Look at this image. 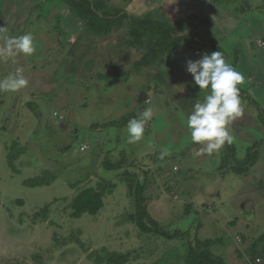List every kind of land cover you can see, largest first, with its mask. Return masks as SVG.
Segmentation results:
<instances>
[{"label":"rangeland","instance_id":"1","mask_svg":"<svg viewBox=\"0 0 264 264\" xmlns=\"http://www.w3.org/2000/svg\"><path fill=\"white\" fill-rule=\"evenodd\" d=\"M108 2L172 21L209 19L193 18L163 63L137 67L147 50L128 43L127 23L97 35L63 0H0V47L5 35L32 33L36 49L0 59V80L17 70L28 80L18 91H0V264H109L112 252L128 255L124 264H185L196 235L217 240L212 250L227 264H264L261 244L249 253L264 235V0ZM214 51L244 77L237 86L243 113L228 126L234 140L227 144L237 148L235 162L257 144L258 160L243 175L219 170L222 149L197 155L202 145L187 128L207 90L195 85L186 62ZM145 108L153 117L143 138L128 143L127 124L119 122ZM121 160L122 169L103 165ZM126 172L146 184L160 225L190 238L140 230L130 219ZM40 178L49 184L26 183ZM104 182L114 186L99 213L72 217L78 192ZM46 206V216L36 215Z\"/></svg>","mask_w":264,"mask_h":264},{"label":"trees","instance_id":"2","mask_svg":"<svg viewBox=\"0 0 264 264\" xmlns=\"http://www.w3.org/2000/svg\"><path fill=\"white\" fill-rule=\"evenodd\" d=\"M63 1L84 20L86 26L97 35L109 34L114 29L127 23L128 43L133 47H145L147 50L136 63L137 67L163 63L165 57L172 55L178 49L185 38V32L195 26L196 20L205 22L209 19H199V17L191 15L190 17L179 18L172 21L168 16L167 19H161L152 12H145L143 14L130 13L126 9L110 6L108 0ZM129 120H121L119 123L121 125H126ZM227 144L228 143H225V145ZM222 150L224 151V156L219 170L223 172L227 171L226 169L228 168L230 171L236 172L239 175L246 174L258 160L257 144L249 148L247 155L240 162H235V160H237V148L234 144L231 146L227 145L226 147L223 146ZM121 161L115 164L104 161L103 165L106 168L117 167L122 169L123 161ZM126 175H128L129 193L133 196L135 203V212L130 214V219L135 222L141 231L144 233L154 232L166 239H183L184 237H191L190 231L177 229L171 232L162 227L160 222L154 218L148 210L147 198L145 195L146 184L135 181L133 176L130 177L131 174L128 172H126ZM51 176L50 174L49 177ZM47 180L49 181V179ZM48 181L44 182L42 178H40V181L34 180L26 183H29L28 185L30 186H39L49 184ZM108 186L112 187L114 184L104 182L98 184L96 187L90 186L81 189L70 203L72 217L78 218L85 213L91 215L98 214L104 206L105 194L111 191V189H108ZM19 202L22 203L23 200H19ZM48 211V206H46L36 215L46 216ZM215 241L217 240L211 238L200 239L197 235L194 239H189L185 264H227L222 256L213 252L212 246L215 244ZM259 245V255L261 259L258 258V261H264V235L253 243L249 253L254 256L257 253ZM97 256L98 261L104 262V258L101 255L97 254ZM105 260H107L109 264H124L128 261V255L112 252Z\"/></svg>","mask_w":264,"mask_h":264},{"label":"clouds","instance_id":"3","mask_svg":"<svg viewBox=\"0 0 264 264\" xmlns=\"http://www.w3.org/2000/svg\"><path fill=\"white\" fill-rule=\"evenodd\" d=\"M3 41L0 59L7 60L20 54L31 56L36 50L32 33L14 37L5 35ZM186 71L192 75L195 85L200 90H207L203 100L197 101L187 116V128L191 141L202 145L197 155L205 153L211 155L222 149L225 143L231 144L234 140L228 126L243 113L237 86L243 83L244 77L226 62L220 51L204 53L196 60H187ZM27 84L28 80L17 70L16 74H10L0 80V91L15 92ZM183 90L184 88L177 91ZM152 117L153 110L145 108L137 118L128 121V143H136L143 138L145 125ZM169 154L165 149L161 152L160 158L163 159Z\"/></svg>","mask_w":264,"mask_h":264},{"label":"built area","instance_id":"4","mask_svg":"<svg viewBox=\"0 0 264 264\" xmlns=\"http://www.w3.org/2000/svg\"><path fill=\"white\" fill-rule=\"evenodd\" d=\"M85 148H87L86 144L81 147V150H84Z\"/></svg>","mask_w":264,"mask_h":264}]
</instances>
